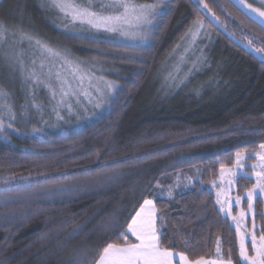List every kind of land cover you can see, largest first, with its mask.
<instances>
[{"label":"trees","instance_id":"trees-1","mask_svg":"<svg viewBox=\"0 0 264 264\" xmlns=\"http://www.w3.org/2000/svg\"><path fill=\"white\" fill-rule=\"evenodd\" d=\"M204 3L211 12L198 0H172L152 44L122 46L135 55L120 58L131 66L120 78L116 98L108 110L79 127L48 126L54 119L48 111L39 116L23 81L5 88L12 94L16 119L8 120L0 110L5 125L12 124L0 132V189H13L0 192V264H77L86 251L94 255L104 243H123L102 224L109 217L123 221L133 202H143L142 193L166 213L165 247L175 240L176 250L189 259H216L219 240L222 254L227 258L231 248L236 264L240 238L231 219L220 212L211 182L221 176L222 166L235 164L237 152L253 154L264 144V61L247 47L254 37L264 40V28L234 0ZM52 15L62 16L48 0L0 4V22L8 29L59 44L79 57L106 61L107 54L62 38L63 20L51 22ZM198 20L210 34L205 36L210 43L206 60L186 90L164 98L156 74ZM84 35L74 40L117 48L104 32L100 38L93 32ZM252 48L264 44L255 42ZM7 69L0 58V78ZM26 99L29 106L22 108ZM6 177L12 178L7 184ZM238 183L243 195L255 181ZM161 189L164 197H154ZM256 202L261 229L264 200Z\"/></svg>","mask_w":264,"mask_h":264},{"label":"snow or ice","instance_id":"snow-or-ice-1","mask_svg":"<svg viewBox=\"0 0 264 264\" xmlns=\"http://www.w3.org/2000/svg\"><path fill=\"white\" fill-rule=\"evenodd\" d=\"M234 2L249 9L250 12L246 14L250 16L253 22L264 28V10H262L264 9V0H260V8H253L251 4L245 5V0H234ZM48 3L51 8H55L63 14L64 19L71 24H86L89 29L102 30L113 34L118 33L120 37L145 42L150 38L149 28L145 26H153L158 18L166 15L167 11L170 10L167 0H156V3L150 4H137L134 0H107V3L100 5L99 10H94L92 0H88L87 4L82 3L81 0H48ZM198 3L202 4L208 12H211L204 0H198ZM216 19L219 18L216 17ZM197 23L200 22L198 21ZM132 29L136 30L132 31ZM8 31L7 26L0 22V42L6 39ZM19 39L20 41H32L34 37L21 31L19 32ZM255 42L264 44V40H258L254 37L248 41L247 47L256 54H262L260 59L264 61V48H252ZM36 43L41 45L48 53L60 56L64 64L69 66L70 71L66 74L56 71L53 76L51 69H49L47 74L44 73L43 63L40 65V70L37 71L35 67L26 69L23 60L19 59V57H9L7 62L12 70L16 71L17 66L19 67L23 84L32 81L36 86L43 85L49 90L53 100L59 95V103L63 104L66 97L75 95L68 76H71L73 80L78 79L80 86L83 85V81L86 78L91 81L92 76L81 67V64L84 63L83 61L70 60L67 53L61 56L59 52L41 44L39 40H36ZM35 63L33 60L32 64L35 65ZM106 84L108 88L114 87L112 82H106ZM97 91L99 92L100 90L97 89ZM11 95L10 92L0 86V110H4L8 120L15 121L16 115L12 104L9 103ZM34 99L33 95V106L38 107V105L34 104ZM28 106V100L26 99V103L21 107L27 108ZM96 107H100V104L97 103ZM6 128H12V124L8 123L5 125L3 117L0 116V132H4ZM33 131H39V129H33ZM259 147L261 151L253 154L237 152L235 171L233 169H224L223 166L221 168V178H223L225 172L228 173L230 178L227 180V190L222 189L217 192L216 204L220 206V212L231 217L237 235L240 238L236 264H264V228L259 229L258 234L255 223L257 211L254 207V201L257 200L258 196L264 197V144ZM253 156L259 163L252 165V169H260L255 171L256 183L247 189L243 197L237 195L233 200L228 194L232 185L237 183L239 179L252 178L248 173L244 172V169L246 167L245 160ZM3 179L4 183L7 184L12 178L6 177ZM213 187H218L215 181H213ZM12 190L9 187L0 189V192L7 193ZM157 195L164 197V190L161 189L159 193H154V197ZM143 196L144 194L142 193V203H139V201L133 202L129 215L123 221L109 217L107 222L102 224L106 233L116 235L123 243H104L98 250H94V255H89L86 251L84 254L85 258L77 261V264H233L232 249L229 248L227 258H225L222 254L219 240L216 247V259L214 260L205 259L203 256L197 259H189V256L184 251L176 250L175 240H170V246L165 247L162 241L169 238L168 225L165 220L166 213L157 209L155 199H147L143 198ZM167 198L169 202L174 199L171 187L167 191ZM242 199H246L247 209L241 208L238 216H233V206L239 207ZM259 215L261 219H264V212H260ZM248 216L251 217V231L243 227ZM129 233L135 237L138 243L129 241ZM182 242L185 247L188 246L186 239H182ZM250 251L253 253L252 255L249 254Z\"/></svg>","mask_w":264,"mask_h":264},{"label":"rangeland","instance_id":"rangeland-1","mask_svg":"<svg viewBox=\"0 0 264 264\" xmlns=\"http://www.w3.org/2000/svg\"><path fill=\"white\" fill-rule=\"evenodd\" d=\"M82 3L87 4L88 0H81ZM137 4H145V3H156V0H134ZM102 3H107V0H92V5L94 10H99L100 5ZM169 7L172 4V0H167ZM251 4L253 8H260V0H245V5ZM239 5V4H238ZM247 13L250 12L244 5H240ZM264 10V9H262ZM53 11H58L57 9L53 8ZM207 11V10H206ZM168 12V11H167ZM61 18L59 16H50V21L55 22L58 20H63L61 29L64 31L62 38L66 41L76 42L79 46L83 48H94L100 54H107L106 61L103 63V60L94 57H79L75 54H72L69 49L62 48L59 44L53 42H41V44L47 45L54 51H57L61 54V56L68 54V58L70 60H78L83 61L84 63L81 64V67L88 72L92 79L89 81L87 78L83 81V85L80 86V81L73 80L71 76H68L69 82L72 84V90L75 92V95H69L65 98L63 104L59 103L60 96L58 95L55 100L52 99L51 93L49 90L43 86H36L34 82L29 81L26 86L30 93V96L34 95V104L38 105L33 106V102L31 101L30 104L35 107L36 109H40V117L45 116L47 113L46 111L50 112L51 119H54L52 122L49 121L48 126H56L63 128L64 126L67 127H79L81 124L86 122L87 120L90 121L95 116L101 114L103 111L108 110L111 107L112 99H115L117 96V92L121 86L120 78L123 76V73L129 72V67L131 66L129 60L123 62L122 57L124 58H133L135 54L129 53L127 51H122L121 47H145L153 42V37L157 32L158 28L160 27L164 16L158 18L153 26H145L149 28L150 31V38L148 41H139V40H132L120 37L118 33H108L105 31H97L95 29H89V27L85 25H81L79 23L71 24L67 20L64 19L63 14H61ZM254 15V14H253ZM200 23H197V22ZM193 27L187 32L181 42L178 44L176 49L172 52L170 58L164 62L157 74L155 79V84L157 82V88L159 89L160 93H163V97H174L177 96L178 93L183 92L184 87L188 84L189 80L194 75V71L197 66H200L202 61L206 60V50L209 47V44L205 43L206 35L209 36L210 34L207 33V29L205 28V23L202 20H198ZM202 24V26H201ZM8 33L6 35V39L3 42H0V58L7 63V70L5 71V75H1L0 80L3 83V88H8V86L12 85L13 83L22 82V78L20 76L19 67L17 66V70L13 71L12 68L9 66L8 58L9 57H19V59L23 60L25 68L31 69L33 67L36 68L37 71L40 70V65L43 63L44 65V73L47 74L49 69L52 70L53 76L55 75L56 71H61L62 74H66L70 71L68 65L64 64V61L60 58V56H54L48 53L41 45L36 43V40L33 39L32 41L23 40L20 41L19 39V32L22 30L20 29H8ZM136 29H132L135 31ZM39 31V29H38ZM23 32V31H22ZM86 32L95 33L97 38L99 34L104 32L108 35L107 41L113 44L115 47L119 49H100V46L95 44L94 46L89 43L79 42L74 40L77 36H85ZM29 34V33H28ZM92 35V34H91ZM72 38H70V37ZM100 38V37H99ZM79 42V43H78ZM207 42H210L207 41ZM94 44V43H92ZM90 46V47H89ZM117 50V51H116ZM112 54L110 56L109 52ZM98 54V55H100ZM35 61V65L32 64V61ZM10 71V72H9ZM195 77L193 78V81ZM192 81V83H193ZM106 82H112L114 87L108 88ZM191 83V84H192ZM97 89L100 91L98 92ZM87 93V94H85ZM191 94V91H190ZM11 103V102H9ZM97 103L100 104V107H96ZM12 104V103H11ZM13 106V104H12ZM55 108V110H54ZM45 111H42V110ZM14 111V108H13ZM62 117V118H60ZM78 119L75 121L74 119ZM49 120V118H48ZM75 122H74V121ZM73 121V123H72ZM46 123L47 121H42ZM64 127V128H67ZM59 130V128H57ZM250 154V153H245ZM253 159L245 160L246 167L244 172L248 173L256 183L255 178V171H259L260 169L257 168L255 170L252 169V165L258 164L259 161L253 156ZM224 169H233L235 171V164L232 166L225 167ZM241 175H243L241 173ZM230 178L227 172H225L223 178L221 176L213 180L215 181L218 187H213V181L211 182V188L215 190L216 194L218 191L222 189L227 190L228 184L227 180ZM239 183H235L231 187V191L228 193L230 197L235 199L237 195H241L238 193ZM246 194V192L241 195L242 197ZM264 200V197H259ZM223 199V198H222ZM257 201V200H256ZM256 201H254V207L256 208ZM241 208L247 209L246 199H242V203L239 207L233 206L232 215L238 216L239 211ZM257 211V210H256ZM224 214V213H223ZM225 215V214H224ZM226 216V215H225ZM231 219L230 216H227ZM232 221V219H231ZM233 223V221H232ZM255 223L257 226V230L260 229V222L255 216ZM234 225V223H233ZM235 226V225H234ZM243 227H246L249 231L252 230L251 228V217L248 216L245 219V223ZM259 234V233H258ZM250 255L253 253L250 251ZM214 260V259H210Z\"/></svg>","mask_w":264,"mask_h":264},{"label":"crops","instance_id":"crops-1","mask_svg":"<svg viewBox=\"0 0 264 264\" xmlns=\"http://www.w3.org/2000/svg\"><path fill=\"white\" fill-rule=\"evenodd\" d=\"M158 209V208H157ZM130 234V233H129ZM131 235V234H130ZM133 237V236H132ZM134 241L132 243H138V241H136L135 237H133ZM210 260V259H208Z\"/></svg>","mask_w":264,"mask_h":264},{"label":"water","instance_id":"water-1","mask_svg":"<svg viewBox=\"0 0 264 264\" xmlns=\"http://www.w3.org/2000/svg\"><path fill=\"white\" fill-rule=\"evenodd\" d=\"M3 0H0V4L2 3Z\"/></svg>","mask_w":264,"mask_h":264}]
</instances>
